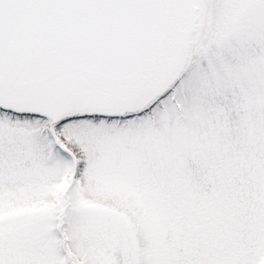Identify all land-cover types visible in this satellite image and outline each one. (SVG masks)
I'll list each match as a JSON object with an SVG mask.
<instances>
[{
	"label": "snow or ice",
	"instance_id": "obj_1",
	"mask_svg": "<svg viewBox=\"0 0 264 264\" xmlns=\"http://www.w3.org/2000/svg\"><path fill=\"white\" fill-rule=\"evenodd\" d=\"M0 264H264V0H0Z\"/></svg>",
	"mask_w": 264,
	"mask_h": 264
}]
</instances>
